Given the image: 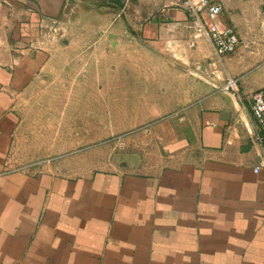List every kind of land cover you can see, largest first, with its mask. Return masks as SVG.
<instances>
[{
  "label": "crops",
  "instance_id": "0c3cea01",
  "mask_svg": "<svg viewBox=\"0 0 264 264\" xmlns=\"http://www.w3.org/2000/svg\"><path fill=\"white\" fill-rule=\"evenodd\" d=\"M218 1L216 21L239 43L213 62L175 0H136L139 20L99 0H0V264H264V167L254 170L250 128V95L264 86V0ZM125 26L171 49L180 68H199L190 148L154 171L14 168L15 98L93 33ZM226 74L236 92L221 87Z\"/></svg>",
  "mask_w": 264,
  "mask_h": 264
},
{
  "label": "rangeland",
  "instance_id": "374dc122",
  "mask_svg": "<svg viewBox=\"0 0 264 264\" xmlns=\"http://www.w3.org/2000/svg\"><path fill=\"white\" fill-rule=\"evenodd\" d=\"M99 1L124 6L125 18L139 20L131 11L136 0ZM131 28L93 33L83 52H68L64 64L57 60L44 80L15 98L14 168L154 171L170 152L190 148L187 109L198 76L190 69L199 68H180L171 49L134 37Z\"/></svg>",
  "mask_w": 264,
  "mask_h": 264
},
{
  "label": "built area",
  "instance_id": "2783aa9c",
  "mask_svg": "<svg viewBox=\"0 0 264 264\" xmlns=\"http://www.w3.org/2000/svg\"><path fill=\"white\" fill-rule=\"evenodd\" d=\"M187 10L191 24L210 42L213 49V62L221 61L223 55L233 52L239 43L238 34L233 25L218 23L223 5L218 0H175ZM212 61H210V64ZM237 78L226 74L222 84L224 90L237 91ZM250 128L252 138L260 148L257 171L264 167V86L254 90L250 95Z\"/></svg>",
  "mask_w": 264,
  "mask_h": 264
}]
</instances>
